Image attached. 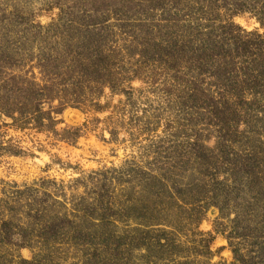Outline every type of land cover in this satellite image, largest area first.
<instances>
[{"label":"rangeland","instance_id":"rangeland-1","mask_svg":"<svg viewBox=\"0 0 264 264\" xmlns=\"http://www.w3.org/2000/svg\"><path fill=\"white\" fill-rule=\"evenodd\" d=\"M109 32L126 71L160 37L181 66L5 105ZM0 264H264V0H0Z\"/></svg>","mask_w":264,"mask_h":264},{"label":"trees","instance_id":"trees-1","mask_svg":"<svg viewBox=\"0 0 264 264\" xmlns=\"http://www.w3.org/2000/svg\"><path fill=\"white\" fill-rule=\"evenodd\" d=\"M96 24L98 25L97 22H93L86 26L90 28L91 25ZM92 36L94 35L92 34ZM114 37L110 32L99 34L90 41L78 45L69 41L67 47H63L59 51L50 50L47 57L40 63L46 70L44 83L40 85L32 82L28 77L18 76L17 79H14V83L22 85V88L26 87L27 94L25 96L15 95V100L5 101V105H12L13 103L14 106H19L20 116L35 114L40 109L38 104L34 105V103H41L45 99L60 98L62 102L68 103V105L80 107L87 103L89 105L94 100L92 95L100 96L106 87L130 95L132 87L125 85V82L132 80L144 69L150 71V76L156 75L152 67L157 62L165 65L164 68L167 67L172 70H177L181 66L178 58L183 57L181 52L184 51V48L180 44V40L177 37L170 39L160 37L157 47L154 50H148L147 47L140 50V58L136 59L134 68L126 71L125 66L119 65L122 63V58L119 55V49L114 44L116 43ZM144 43L146 42L144 41ZM202 49L206 51V48L202 47ZM131 54L134 55L132 52ZM207 55V52L202 54L205 58ZM206 65L208 64L205 63ZM197 68L200 70L207 69L201 65ZM207 71L209 72V70ZM209 73L211 74V72ZM172 79L179 80L180 77L175 75ZM185 85L192 87V92L197 89L195 86H189L188 83ZM14 89L16 90L12 87V91ZM97 103L95 102L94 105ZM13 113L15 112L12 111L11 115Z\"/></svg>","mask_w":264,"mask_h":264}]
</instances>
